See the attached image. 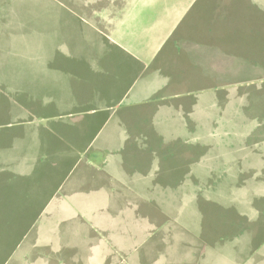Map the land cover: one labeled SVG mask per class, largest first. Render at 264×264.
I'll return each instance as SVG.
<instances>
[{
	"label": "rangeland",
	"instance_id": "rangeland-1",
	"mask_svg": "<svg viewBox=\"0 0 264 264\" xmlns=\"http://www.w3.org/2000/svg\"><path fill=\"white\" fill-rule=\"evenodd\" d=\"M131 1L0 0V264H264V5L199 0L144 87L100 48Z\"/></svg>",
	"mask_w": 264,
	"mask_h": 264
},
{
	"label": "crops",
	"instance_id": "crops-1",
	"mask_svg": "<svg viewBox=\"0 0 264 264\" xmlns=\"http://www.w3.org/2000/svg\"><path fill=\"white\" fill-rule=\"evenodd\" d=\"M139 1H143V0H132L129 9H126L125 12H122V14L119 16V18L113 19L111 22H109V24L111 26L110 35L107 37L108 40L100 41L101 42L100 48H101V50H104V52H106V53L110 52L111 49H114V50L118 51L128 61L133 63L136 67V69H135L136 70V76L134 78L135 84L137 82H139V83L143 84V86L145 87L149 80H153V81L158 82V78H157L158 76L156 77L155 75H152V73H154V72H152V70L150 68L154 64V61L157 58V56L164 49L165 45L169 42V39L171 41V39L173 38V35L177 31V29L184 22L185 17L191 12L192 8L194 7V5L199 0H179L181 2L178 4V6H173V4L172 5L165 4V5L161 6L160 2L164 1V0H151V1H159L160 7H163V9L158 12V14L154 18L153 22L150 24V27L148 28L149 32L159 33L160 37H159V39H156L158 41H155L154 47H151L150 50L148 51V53L146 51H144V52L140 51V52L133 53V51H131V49H130V46L126 43H123V41H122V35H121V31H120L121 26L120 25L124 26L125 23L129 21L130 17L132 18V17L136 16V18H138V15L140 12L137 11L135 13L134 8L136 6H138L137 4L139 3ZM148 1L150 2V0H146L145 2L148 3ZM255 1H257L259 3L261 2L264 5V0H255ZM75 16L77 17L79 22L82 24V26H84V24L89 26V27H91V26L94 27L96 25L95 23H92V22H89L86 20L85 21L81 20L78 15H75ZM139 19H140V17H139ZM179 43H177V44L180 45ZM92 45H93V47L98 49V43H97V45L95 43H93ZM75 47L82 49V47H79V46H75ZM68 49H70V48H68ZM95 59H97V60H95ZM95 59L93 60V58H91V60L94 63H90V65L92 67L96 68V69H93L94 71L101 72V70L103 68H101L100 60L103 59V61H105V58L96 57ZM154 68H156V67H154ZM143 79L146 80V83H144ZM132 84H133V82L130 84V88H129V90L131 89L130 93L127 92L128 93L127 95L126 94L123 95L125 97V101L128 99V96H130V95H134V97L136 96V93L134 94V91H133L134 87L132 88V86H134L135 84H133V85ZM158 85L159 84H155L154 86H151L147 90L156 89ZM126 91H127V89H126ZM147 95H149V93H147ZM105 122H103V123H105V126L109 125V123H110V122H108V119ZM35 129H40V127H37ZM36 136L37 137H35V136L34 137L37 139V141H38V139L40 140L41 136H38V135H36ZM99 137H100L99 135L91 137L88 140V143L86 144L85 151L87 148H92L93 146L95 147L96 145H94V144H97V140H95V139H100ZM238 149H240L242 151L244 150L241 148H238ZM81 150H83V149H81ZM78 154L76 156H78ZM80 154H81L80 157L84 156L83 153H80ZM45 156H47L46 153H44V155H40V157L42 158L41 162H44ZM34 160H37V159H34ZM79 160H81V159H79V156H78V158L76 159V161L72 165V167L76 166V164H78ZM34 162L35 161H33V156H30V166H32V164ZM93 162H95L94 159L93 160L88 159L86 164L90 165L93 168ZM100 166L101 165H99V167ZM62 191L65 194L63 196L65 198V200L73 199V198H74L73 200L78 199L77 193L66 194L68 192H65L64 190H62ZM26 197L28 198V200H30L29 191L26 192ZM61 202H64V200L56 196L53 198L52 204L57 205V204H61ZM44 203H48L51 206V198L50 199L47 198L44 201ZM61 207H66V206L61 204L60 208ZM39 241H44V240H43V238H41ZM45 241L47 242L48 240L45 239Z\"/></svg>",
	"mask_w": 264,
	"mask_h": 264
}]
</instances>
